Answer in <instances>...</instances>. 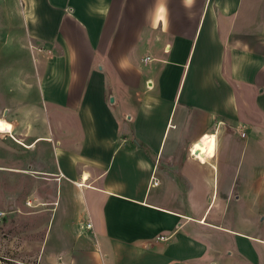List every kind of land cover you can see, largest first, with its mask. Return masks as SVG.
Listing matches in <instances>:
<instances>
[{
  "label": "crops",
  "instance_id": "0c3cea01",
  "mask_svg": "<svg viewBox=\"0 0 264 264\" xmlns=\"http://www.w3.org/2000/svg\"><path fill=\"white\" fill-rule=\"evenodd\" d=\"M15 3L38 263L264 264V0Z\"/></svg>",
  "mask_w": 264,
  "mask_h": 264
},
{
  "label": "rangeland",
  "instance_id": "374dc122",
  "mask_svg": "<svg viewBox=\"0 0 264 264\" xmlns=\"http://www.w3.org/2000/svg\"><path fill=\"white\" fill-rule=\"evenodd\" d=\"M4 1L0 4V247L6 261L2 264H42L38 263V259L46 253L41 246L49 204L32 198L38 188L33 180L47 178L49 170L17 169L19 153L24 154V159L28 161L32 160V156L25 151V146L15 141L14 131L9 136L5 133L14 123L8 124L15 117L16 99H19L21 90L33 84V50L20 30V10L15 8V0ZM30 107L26 105L23 108L28 112L26 109ZM34 110L36 113L37 108L34 107ZM38 113L42 114L41 108ZM26 132L25 140L22 141L25 135L21 131L16 138L29 146L37 132L29 128ZM22 150L25 152L22 153ZM259 168L264 171V159ZM18 170L23 171V175L18 176ZM262 198L264 200V195ZM262 211L264 216V201ZM256 233L264 236V221Z\"/></svg>",
  "mask_w": 264,
  "mask_h": 264
},
{
  "label": "built area",
  "instance_id": "2783aa9c",
  "mask_svg": "<svg viewBox=\"0 0 264 264\" xmlns=\"http://www.w3.org/2000/svg\"><path fill=\"white\" fill-rule=\"evenodd\" d=\"M240 136L244 137V133H240ZM4 261H6V259L2 255L1 247H0V264H2Z\"/></svg>",
  "mask_w": 264,
  "mask_h": 264
},
{
  "label": "bare ground",
  "instance_id": "6f19581e",
  "mask_svg": "<svg viewBox=\"0 0 264 264\" xmlns=\"http://www.w3.org/2000/svg\"><path fill=\"white\" fill-rule=\"evenodd\" d=\"M195 154V152H193Z\"/></svg>",
  "mask_w": 264,
  "mask_h": 264
}]
</instances>
